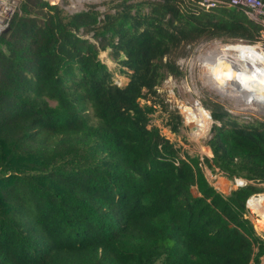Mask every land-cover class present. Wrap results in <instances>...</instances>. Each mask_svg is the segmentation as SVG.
Here are the masks:
<instances>
[{"label":"trees","instance_id":"16d2710c","mask_svg":"<svg viewBox=\"0 0 264 264\" xmlns=\"http://www.w3.org/2000/svg\"><path fill=\"white\" fill-rule=\"evenodd\" d=\"M19 12L0 36V264H261L246 204L264 192V119L210 104L204 162L248 181L228 195L151 119L161 107L173 133L183 125L158 87L182 77L186 47L254 44L262 25L198 0H106L74 14L23 0Z\"/></svg>","mask_w":264,"mask_h":264},{"label":"rangeland","instance_id":"374dc122","mask_svg":"<svg viewBox=\"0 0 264 264\" xmlns=\"http://www.w3.org/2000/svg\"><path fill=\"white\" fill-rule=\"evenodd\" d=\"M20 2V7L22 4ZM52 4H58L64 8L69 14H74L83 11L90 4H101L106 0H45ZM101 11L105 9L100 8ZM20 8L17 13H20ZM16 13V14H17ZM15 14V15H16ZM257 45L264 51V34H261L259 40L254 44H247L241 41H229L223 42L221 40H202L186 47L183 54L177 59V65L179 66L182 77L169 76L159 87L158 93L164 100L169 112L176 111L180 114L183 125L180 127L179 132L173 133L167 126L168 113L161 107H158L157 112L152 116L151 126H156L160 129L161 134L165 136L179 151L181 157L188 155L190 157H198L201 161V167L213 187H217L218 191L224 195H228L232 190L237 189L238 183L231 181L230 184L224 183L222 178H225L220 174L212 173L205 164V159L211 158L212 153L206 142L209 138L210 130L213 124L211 118L210 104L218 103L229 113L248 118L250 115L259 119H264V94L262 98L246 102V98L254 97L252 94L249 96L244 93V99L239 94H230L225 91L228 90L225 85L221 89H213L211 86L205 84L204 74L206 69L203 67V63L199 60L200 57L206 52V50L212 49L215 46H229L235 47L234 49L248 50L242 45ZM257 49V54H261L262 63H257L258 74L264 79V53L261 49ZM237 58L241 62H245L247 59L249 62L256 59L248 51L238 53ZM101 60L107 64L111 69L115 67V63L111 61L107 52L100 54ZM114 80L119 85H123L127 82V78L121 76L119 73L114 75ZM230 82V81H228ZM237 85L238 83L233 82ZM188 88V89H186ZM228 88H230L228 86ZM235 90V89H233ZM198 100L201 108V112L208 113L209 118L206 120V127L199 128L196 124H190L185 115V110L190 107L191 101ZM143 103V101H142ZM199 125V124H198ZM201 132V133H199ZM223 182V184H222ZM250 210V209H249ZM250 219L257 231V233L264 239V215L262 211L253 212L250 210ZM259 220V221H258Z\"/></svg>","mask_w":264,"mask_h":264},{"label":"bare ground","instance_id":"6f19581e","mask_svg":"<svg viewBox=\"0 0 264 264\" xmlns=\"http://www.w3.org/2000/svg\"><path fill=\"white\" fill-rule=\"evenodd\" d=\"M228 47L229 46H215L212 49L206 50V52L200 57L199 60L203 63V67L206 69L204 74L205 84L211 86L213 89L219 88L221 90L223 85H225L228 89L225 91L226 93L235 95L239 94L242 99H244V93L249 96L252 94L254 97L246 98L245 101H259L264 94V79L258 74L257 63L260 64L263 61L260 58L262 55L257 54V49L252 48L261 49L260 46H245L248 50L234 49L235 47L231 46L230 48L232 49H229ZM243 51L250 52L256 61L253 60L252 62H249L245 59V62H241L236 55ZM262 52L264 53L263 50ZM233 82L238 84L235 85ZM228 86L230 88H228ZM199 108L201 107L198 100H195V102L191 101L190 107H187L185 110V115L190 124H196L198 127L200 126L199 128L204 126L203 128H205V122L209 118V115L207 112L204 113L198 110ZM253 202V200L250 201V205H253Z\"/></svg>","mask_w":264,"mask_h":264},{"label":"built area","instance_id":"2783aa9c","mask_svg":"<svg viewBox=\"0 0 264 264\" xmlns=\"http://www.w3.org/2000/svg\"><path fill=\"white\" fill-rule=\"evenodd\" d=\"M20 2L21 0H0V36L18 12ZM198 5L205 10L219 7L242 9L252 20L262 25L261 34H264V0H198ZM234 181L239 182V187L248 184V181L243 179H235ZM252 200L254 201L253 205H250ZM246 206L248 210L250 209L253 212L262 211V215H264V192L251 196Z\"/></svg>","mask_w":264,"mask_h":264},{"label":"water","instance_id":"95a60500","mask_svg":"<svg viewBox=\"0 0 264 264\" xmlns=\"http://www.w3.org/2000/svg\"><path fill=\"white\" fill-rule=\"evenodd\" d=\"M192 194L194 196H198V191L196 188L192 190ZM261 264H264V256L261 258Z\"/></svg>","mask_w":264,"mask_h":264},{"label":"crops","instance_id":"0c3cea01","mask_svg":"<svg viewBox=\"0 0 264 264\" xmlns=\"http://www.w3.org/2000/svg\"><path fill=\"white\" fill-rule=\"evenodd\" d=\"M222 179H223L224 183L230 184V180L229 179H227V178H222ZM222 184H223V182H222ZM214 188L218 190L217 187H214Z\"/></svg>","mask_w":264,"mask_h":264}]
</instances>
